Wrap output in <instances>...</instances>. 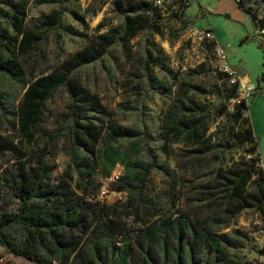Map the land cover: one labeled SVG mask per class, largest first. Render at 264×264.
<instances>
[{
    "label": "trees",
    "instance_id": "1",
    "mask_svg": "<svg viewBox=\"0 0 264 264\" xmlns=\"http://www.w3.org/2000/svg\"><path fill=\"white\" fill-rule=\"evenodd\" d=\"M235 2L256 29L264 31V19L246 9L242 0ZM0 3L7 7L2 15L9 19L15 35L0 32V82L23 87L16 110L10 112L19 140L0 134V246L33 264H237L225 254V248L238 247L236 241L218 234L213 226L224 223L227 213L231 219L250 209L264 218V169L253 157L257 142L252 124L244 116L248 106L239 99L238 82L224 87V104L217 116L226 114L228 104L234 102L228 131L237 147H249L247 154L252 157L243 155L233 162L219 184H199L186 196H176L174 184L169 193L153 196L149 176L156 165L111 146L119 139L135 137L134 132L105 122L109 117L105 107L73 75L102 58L114 43L125 45L149 27V18L158 9L145 1L112 0L115 11L124 14L122 29L114 27L98 34L54 71L28 82L19 58L42 41L44 32L59 24L61 13L54 11L39 26L28 29L26 1ZM172 5L182 14L188 2L173 0ZM250 41L257 43L264 60V34L245 36L240 45ZM225 77L232 76L220 73V80ZM61 88L70 97L66 137L79 155L70 154L72 165L59 177L54 174L52 159L61 135L42 132L40 126L47 101ZM203 109L176 98L163 119L170 144L187 145L194 156L209 155L222 145L217 143L216 133L208 134ZM138 146L132 144L133 154L139 153ZM117 164L124 173L114 191L125 193L126 200L107 204L96 197L101 184L94 175L103 172L110 178Z\"/></svg>",
    "mask_w": 264,
    "mask_h": 264
},
{
    "label": "rangeland",
    "instance_id": "2",
    "mask_svg": "<svg viewBox=\"0 0 264 264\" xmlns=\"http://www.w3.org/2000/svg\"><path fill=\"white\" fill-rule=\"evenodd\" d=\"M23 1H26L25 26L28 29L39 26L54 11L61 13L59 24L44 32L42 41L19 58L28 82L54 71L72 53L89 46L98 34L124 27V14L115 11L112 0H54L52 4H44L43 0ZM242 1L246 9L264 19V0ZM172 2L157 7L158 14L149 18V27L140 30L127 44L114 43L102 58L73 75V80L97 96L105 107L109 114L105 122L111 121L134 132L135 137L119 139L111 146L134 159L156 165L149 176L153 196L169 193L174 184L176 196L188 195L199 184H219L233 162L243 155L252 157L247 154L249 147H237L228 131L234 102L228 104L226 114L217 116L218 108L224 104V87L235 82H238L239 99L247 103L244 116L251 122L257 142L253 157L260 160L264 169V60L261 52L252 43L238 46L237 40L227 61L214 39L198 42L190 37L189 29L195 27L194 24L191 20L185 24L184 20H189L185 11L180 14L179 7ZM5 12L7 7L0 3V32L15 36L9 19L2 15ZM200 15L205 16L203 12ZM207 18L215 27L221 47L232 44L237 34L235 25L223 17L208 15ZM98 26H102L101 29ZM249 30L253 37L264 34L255 26ZM220 73L232 77L220 80ZM22 94L21 85L0 82V134L15 142L19 139L11 124L10 112L16 110ZM178 97L203 106V116L210 126L208 134L216 133L217 143L222 144L209 155L194 156L187 145L169 143L163 119ZM69 98L65 88L55 92L46 103L40 126L42 132L61 135L52 159L54 174L59 177L72 165L71 155H79L66 137ZM133 143L139 145L138 154L130 149ZM123 173L119 164L111 171L110 178H105L103 172L95 173L94 178L101 184L98 200L107 204L126 200L125 193L114 191V184ZM165 208L167 211L169 206ZM222 219L224 223L214 225V231L235 240L238 245L225 248L226 258L237 264H264V218L250 209L231 219L227 213ZM5 251L0 246V264H33Z\"/></svg>",
    "mask_w": 264,
    "mask_h": 264
},
{
    "label": "crops",
    "instance_id": "3",
    "mask_svg": "<svg viewBox=\"0 0 264 264\" xmlns=\"http://www.w3.org/2000/svg\"><path fill=\"white\" fill-rule=\"evenodd\" d=\"M200 12H203L205 16L201 17ZM185 15L187 19L192 21L196 28L206 29L212 32L214 42L223 50L225 57H227V61L230 57V53L234 50L232 48L234 43L238 40V46H242L240 45V40L245 36H252L251 32H249V28L254 26V23L251 18L244 13V11L238 9L235 0H191V2L188 3ZM208 15L218 18L223 17L235 25L234 27L237 34L234 35V41L232 44H226L221 47L218 34L215 31V27L211 25L209 19L207 18ZM248 43H252L254 46L257 45L254 41H250ZM248 76L250 77L249 74ZM248 76L246 77L248 78Z\"/></svg>",
    "mask_w": 264,
    "mask_h": 264
},
{
    "label": "built area",
    "instance_id": "4",
    "mask_svg": "<svg viewBox=\"0 0 264 264\" xmlns=\"http://www.w3.org/2000/svg\"><path fill=\"white\" fill-rule=\"evenodd\" d=\"M148 1L154 6V8L155 7L157 8V7H162L166 2H169L170 0H148ZM187 2H189V0H187ZM189 34L191 38H193L194 40L198 42H204V41L206 42V41L214 39L212 32L206 29L190 27ZM224 71L228 72L227 69H225Z\"/></svg>",
    "mask_w": 264,
    "mask_h": 264
}]
</instances>
